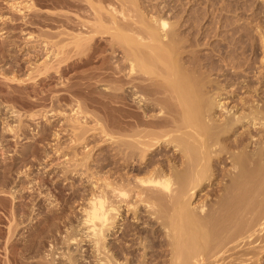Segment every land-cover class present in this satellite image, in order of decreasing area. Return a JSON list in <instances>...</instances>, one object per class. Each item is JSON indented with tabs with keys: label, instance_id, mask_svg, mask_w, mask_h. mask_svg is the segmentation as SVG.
I'll use <instances>...</instances> for the list:
<instances>
[{
	"label": "bare ground",
	"instance_id": "1",
	"mask_svg": "<svg viewBox=\"0 0 264 264\" xmlns=\"http://www.w3.org/2000/svg\"><path fill=\"white\" fill-rule=\"evenodd\" d=\"M41 2L52 9L49 12H40L39 1L35 0H27L21 6L29 11V16H21L24 17L23 20L27 17L26 28L21 31L26 32L24 35L27 42L43 44L55 60L52 58V63L49 60L43 63L46 69H42L40 65L36 68L40 73L44 70V76L39 73L37 77L33 74L34 77L31 75L22 79L17 73L20 71L16 64L10 65L11 68L15 67L13 70L4 67L1 74L5 78L10 76L9 81L25 82L26 88L34 87L36 90V86L46 85L51 79L48 72H53V67L61 80L77 67L102 61L100 66H104L106 71H91L90 77H97L102 82L106 80V83L109 81L111 85L109 86V82L108 87L106 85L109 90L104 91L105 95L101 91L99 96L102 95L103 99L90 97L91 103L94 102L95 105L89 106L96 107L99 104L98 111H102L103 115L88 111L85 109L88 102L87 105L83 102L85 106L78 99L79 101L69 104L72 106L70 117H73L72 130L76 133H73L76 135L74 142L82 144L88 141L86 132L89 131L90 115L96 117V127L92 129H99L110 142L107 145L109 148L106 158L100 153L94 159L99 170L95 173L98 178L91 181L93 187L88 192L89 195L83 196L86 203L82 207L83 229H80L83 237L92 243L91 255L87 254L90 257L83 255V247L80 248L81 257H77L69 247L63 249V245L79 243L80 230L73 228L70 231L72 227L68 225L65 236L57 237L62 229L57 225L58 222L55 227L52 222L53 229L47 224L43 231L39 229L41 233L33 231L32 227L28 232L31 239L26 246L29 245L30 251L37 254L34 257L41 253L38 257L42 258L33 263L264 264V24L262 23L263 29L259 28L258 35L246 34L249 36L250 45L246 41V45L239 44L244 34L236 26L227 38L226 49L220 42L212 47L211 53L202 54L200 46L211 44L212 36L219 34L215 29L214 33L211 26L202 32H198L200 27H196L194 31L195 24L199 20L201 22V19L189 11L186 16L176 12L177 9L184 11L181 9L184 7H180L183 3L175 4V1L174 6H171L176 10L170 14L169 8L164 11L169 5L162 7L161 3L154 0ZM19 8L18 11L22 12V8ZM65 8L71 11L67 12ZM81 11L86 12V18L91 19L86 20L83 15L80 16ZM28 17L30 21H27ZM35 23L46 29L38 26L35 29ZM103 39H109L105 43L108 48L104 51L101 48ZM68 47L71 48L70 52H74L70 57L67 54L69 49L66 51ZM2 51L4 50L0 52ZM215 52L219 54H216L217 58ZM3 53L5 54H1ZM115 54L121 57H116ZM247 54L251 58L248 59ZM1 57L2 62L5 58L0 55V59ZM212 75L217 77L211 78ZM223 76L225 78L221 79ZM31 80L33 82H29ZM74 85H66L67 91H71ZM91 88L88 89L93 91ZM80 90V96L87 95ZM91 91H88L89 96ZM59 94L56 96L58 99H53V103L68 99L66 93ZM34 96L36 98L32 97V105H39L48 98L42 91ZM236 96L237 100L234 99ZM87 99L88 97L86 101ZM229 100L232 101L229 103ZM11 113L18 115L14 110ZM38 115L35 112L29 114L34 120ZM23 127L9 123L6 130L20 137L25 132ZM114 139L116 140L113 141ZM4 146V142H0L1 158L3 150H6ZM83 147L87 148L88 144L84 143ZM37 151L33 154L39 153ZM86 154L81 159L78 155L74 157L77 158L73 159V172L79 171L81 167L88 169L92 155L90 152ZM106 159L109 160L110 168L106 166L108 170L104 173L102 170L106 169L103 166ZM218 179L219 182L216 183ZM3 182L1 181L2 184ZM203 190L208 193L214 191L218 197L214 204L208 206L202 199L194 204L193 198ZM5 192L9 191L4 190ZM14 192L12 194L15 196ZM143 212L150 214L149 220H143ZM130 213L136 221L125 220V216ZM140 220L147 225L141 227L138 222ZM21 223L19 220V224ZM11 226L8 232L13 236L16 232L12 227L15 225ZM109 235L114 238L108 239ZM27 247L21 251L28 250Z\"/></svg>",
	"mask_w": 264,
	"mask_h": 264
},
{
	"label": "rangeland",
	"instance_id": "2",
	"mask_svg": "<svg viewBox=\"0 0 264 264\" xmlns=\"http://www.w3.org/2000/svg\"><path fill=\"white\" fill-rule=\"evenodd\" d=\"M26 1L27 0H0V51L4 50L2 52H5V54L7 53L6 55L3 53L4 54L3 55V54H1L2 52H0V55L4 56V58H5V60H3L4 62L0 61V89H1L0 90V142H4V144H5L4 148L6 147L5 148L6 150H3V152H4L3 157L1 158V156H0V187H1L0 188V190H1V192H0V264H34L33 263L34 261L42 260L41 256L38 257L41 253L38 254V256H36L37 257L36 258L34 256L37 254H35V252H33L32 250L30 251L29 245H28V247L26 246L27 244L30 243V239H31V237H28V234H29L28 232H30L31 227H32L33 231L41 233L40 230L43 231V229L46 228V225L47 224L51 225L52 222H53V226L57 222H58L57 225L61 226L62 230H61V232H59L60 234L57 233L58 234L57 237H59L60 235L65 236V234L67 233L66 229H68V225H70L69 227H72L70 229V231L73 228L80 230L78 232V242L79 243L78 244H76L77 242H74L72 244L70 243V246L67 244H66L67 246L63 245V247H64L63 249L66 250L69 247L70 251H73V253L75 255L76 254L78 255L77 257H79V255L81 257L82 252H81L80 248L83 247V255H87V254L91 255V252H92L91 244L92 243L90 241H87L88 239L83 237L82 232H81L83 229L82 225H81L82 214H83L82 213V207L86 203V200L83 198L86 197L87 195H89V193L92 190L91 187H93L92 186L93 182H91V181L98 178L97 177L98 175L95 176V173L99 170H97V168H96V165H95L96 161L94 159L96 157H99L100 153L102 154L101 156H103V158L107 155V153H108L107 150L109 148L108 142H110L109 140L107 141V139H105L104 135L102 133H100L101 131L99 129H95V130L92 129V127H96L95 126L96 124L94 123L95 122L94 120L96 117L90 115L89 120L90 119L91 120L90 121L88 120L89 124H90V126L88 124L89 131L86 132L88 137H87V135H85V137H87L88 141L86 140L87 142H82V144L78 143V141H75L76 142L75 143L74 137H76V135H75L76 133H75V131L73 132V130H72L73 129L72 127H74V124L71 122L73 117H70V115H72V112H71L72 106L69 104L73 103V102L75 103V101H77L78 99L82 100L81 102L82 103L84 102L85 104L88 102L87 103L88 105L86 104L87 107H85L86 105L83 103V105H85L84 106L85 109H87L88 111H90V110L92 112L94 111L93 113H95V111H96L97 115H100V116L103 115L102 111H98L99 110L98 107L100 106L99 104H96L97 108L89 106V104L91 105L94 103V102L91 103L92 100L90 99V97L91 98H102L103 97L102 95H101L102 97L99 96L101 91L105 95L104 91L108 87V82H109L108 80H107L108 82L106 83L105 82L106 80L105 81L103 80V82H102V81H99L100 79H97V77H94V78L90 77V76H92L91 71L93 73H95L96 71H103V72L106 71V70H104L105 68H103L104 66H102V67L100 66L102 61L90 63V65H85L84 67L80 66L81 68L77 67L75 70H72V71L68 72V74L64 75V78H62L61 80H59V78L57 76L58 74H56L57 73L56 68L53 67L51 70L52 71L54 70V71L48 72V74H50L53 78L49 75L51 77V79L48 78L49 81H48V83H46V85H42V86L39 85V87L34 85L37 88L36 90L34 87H27L26 88L24 86L25 82L9 81L8 78L10 76H7L8 78H5V76L3 74H1V73H3V70H5V68L7 69L8 67H10V65L16 64L19 67L18 71H20L17 73H19L21 75L22 79H27V78H29V76H31V75L33 76V74L35 77L39 76L41 73H42L41 76H44V74H43L44 70L41 71V73H40L39 70L36 68H38L40 65V67H43L42 69H46V68H44L45 64H43V63L47 62L48 60L51 63L53 62V61H51L53 58L52 53H48V50H46L43 47V44L41 45L38 42H35V43H33V42L30 43V41L27 42L28 40L26 39V35H24L26 32L21 31V29H23L24 27L26 28L25 25L27 23L25 21H26L27 17L25 18V20H23L25 15L29 16L28 15L29 11H27L21 7L25 4L24 2H26ZM38 1H39V5L41 4L40 6L38 5L40 12H49L50 11L49 9H52V8H48L49 6H47V5H43V2L40 3L41 0H35V2H38ZM154 1L157 3H161L162 7H165L166 4L169 5L170 7L166 6L167 9L164 8V11L168 10V8H169L168 11H170V12H168V13H170V14L176 10L175 8H173L171 6L175 3V1H176L175 4H177V3L182 4L183 3L182 5H180V7L181 6L184 7V8H181L184 11L177 9L176 12H179L180 14L182 13L183 16H186L188 14V11H189L190 14H192V15L194 14V16H197V18L199 17L198 19H201V22L199 20V23L195 24V28H194L195 30L194 31H196V27L197 28L200 27L199 28L200 30L198 29L197 31L202 32V30L204 31V30H206V28L208 29L210 26L212 27L211 28L212 31L214 29L217 30V33L219 35H216L215 30H214V33H215L214 36L215 37L212 36L213 38L210 41L211 42V44H209L210 46L207 44H206V46L205 45L200 46L202 54L211 53L212 49L214 48V45L215 44L217 45V43H220V42L222 43L221 44L222 47L224 49H226L227 38L230 35V33H232V31H231L232 28H235L236 26H237L236 28H239L241 30L240 33L244 34V36L242 38L243 42L242 41L239 42V44H241V45H246V43L249 44L250 43V40L248 39L249 36L250 35L252 36L253 34L258 35V31H260L259 28L261 27L263 29V27H264V26L262 27V23L264 24V0H181V1L180 0H154ZM192 1H193V3H191ZM11 5H13V6H11ZM19 7L22 8V12L18 11ZM171 7L173 8V10ZM65 10L67 11V8H65ZM186 10H187V12H186ZM209 12H212V13H209ZM79 13L80 12H78V14ZM82 13H80V16L83 15L84 19L88 20L90 18V17L86 18V14H85L86 12L83 14ZM88 14H87V17H88ZM23 15H24V17H21ZM79 18L81 19L82 17H79ZM259 19H261V20H259ZM258 20H259V22H258ZM27 21H30L29 17H28ZM260 21H261V23H260ZM259 23H260V26H259ZM19 25H21V26L19 27ZM16 26H18V27H16ZM30 26H32V25H30ZM36 26H38L39 28L41 27L43 29H46V28H44V26H41L38 23L33 24V27L35 29L38 28ZM217 27L218 28L220 27V28L217 29ZM230 27H231V29H230ZM256 27L258 29H256ZM34 28L32 30H35ZM79 28L81 29V27H79ZM229 29L231 32L228 31ZM28 30H30V29H28ZM227 33H228V35H227ZM246 34L247 35L250 34V35L247 37ZM211 35H212V33H211ZM105 40H107V41L105 42ZM245 41H246V43H245ZM102 42H101V48H103V51H104L105 48L106 49L108 48V44H105V43H108L109 39H103ZM258 42H259L258 44L260 45L259 40H258ZM248 48H250V46H248ZM68 49L70 52L71 48H69V47L67 48V50L66 49L65 50L68 51ZM100 51H102V49H100ZM248 51H249L248 54H250L251 53L250 49ZM69 52H67L69 57L74 54V52H70V53ZM260 53H261V51H260ZM99 54L102 55L101 53H99ZM103 54H104V52H103ZM216 54L219 55L218 52H215V58H217ZM117 55L118 54H115L116 57L120 56V55H118V56ZM50 56H51V58H50ZM248 56H249L248 59L251 58L250 55H248ZM73 58H76V57H73ZM73 58H71V59H73ZM2 59H3V57H1L0 60H2ZM53 60H55V59L53 58ZM69 61H71V60H69ZM50 62H49V64H51ZM10 63H12V64H10ZM37 64H38V66H37ZM12 68L15 69V67H12ZM12 68L10 67L8 69H12ZM101 68H103V69L100 70ZM1 70H2V72H1ZM36 70H38V71H36ZM88 72H90V73H88ZM86 73H87V75H86ZM2 75H3V77H2ZM79 76L80 77L85 76V77L80 78ZM89 77H90V79H89ZM212 77L215 78V77H217V75H215V76L212 75L211 78ZM220 78L224 79L225 77L223 76ZM81 79H83V80H81ZM91 79H93V80H91ZM50 80H52V81H50ZM97 80L99 82H97ZM81 81H83V82H81ZM91 81H92V83H91ZM29 82H33V80H31ZM65 82L67 84H65ZM80 82L82 83L81 84L82 86H80ZM26 83H28V82H26ZM85 83L86 84L88 83L87 87L85 86L86 85ZM12 84H13V86H12ZM16 84L20 85L21 88L20 87L18 88ZM68 84L69 85L75 84L74 87H77V88L79 87L78 89L79 90L81 89L80 91L83 90V92H86L87 95H84V97L82 95L80 96L79 90H77V88H74V87L71 89V91L69 90L70 92L67 91L66 85H68ZM106 85H107V87H106ZM110 85H111V83L109 84V86ZM14 86L16 88H14ZM22 86L25 88H23ZM91 86H92V88H91ZM88 88L89 89L91 88L93 91L89 90ZM75 89L77 92L76 91L74 92ZM107 90H109V89H107ZM12 91L16 92V93H12ZM34 91L36 93L39 91H42L44 96L45 97L47 96L48 98L46 97L47 99L42 100L41 104H39V105H32L31 102H32L33 98L34 99L36 98L34 96V95H36V93H34ZM88 91L92 92L90 96L88 95ZM61 92H62V94L64 92L63 95H65V93H66L65 96L68 99H64L63 101H61V103L60 102L59 103L58 102L53 103L52 102L53 99H55L56 96H59L60 95L59 93H61ZM93 92L94 93L98 92L99 94L97 93V95H96ZM13 95H14V97H13ZM85 96H86V98L88 97L87 101H86ZM92 96H94V97H92ZM52 97H54V98H52ZM73 98L76 100H73ZM56 99H58V97ZM234 99L237 100L238 97L236 96ZM231 101L232 100H229L228 102L230 103ZM57 104H60V106L59 105L57 106ZM94 105L95 104H93V106ZM113 105H114V103H113ZM118 105H121V104L119 103ZM231 105H233V103ZM13 110L16 111L19 116L18 115L15 116L14 113L12 114L11 112ZM32 112H35V113H37V115L38 114L40 115V116L39 115L36 116L37 120L30 118L29 114ZM46 113H47V116L45 115ZM69 119H70V123H69ZM21 122H22V124H21ZM9 123H11V125H21L22 127L24 124L25 127H23V129L25 128V132H23V133L21 132L22 134L19 133V134H21L20 137L18 135L15 136L14 133H12V132H10V133L7 132L6 127H7V124H9ZM71 123L73 125H71ZM91 125H93V126H91ZM111 128L112 127H109V129H111ZM73 133H75V134H73ZM44 134H46V135H44ZM99 135H101V137ZM115 140L116 139H114L113 141H115ZM96 142H98V144ZM84 143L88 144L87 148L83 147ZM99 143L102 144L101 145L102 148H101V146L99 147V145H100ZM78 144H80V145H78ZM103 144H105V145H103ZM37 149H38V151H37ZM91 149H92V151H90ZM33 150H35L39 153H35V155H34L33 152H35V151H33ZM1 152L2 151L0 150V155H1ZM89 152L92 156L90 155L91 156L89 159L90 164L88 163L89 166L87 164L88 169L86 167L85 168L81 167L79 169V171L73 172V170H71V169H73L72 163L74 164L73 159H76L77 157L79 159H81L83 156L87 155L86 153H89ZM73 153H75V154H73ZM76 153H78V154H76ZM103 153H105V154H103ZM31 154H33L34 156ZM36 154H37V156H36ZM76 155H78V156L76 158H74ZM104 162H103L104 168L106 166L108 168H110L108 166L109 160L106 159ZM12 163H13V165H12ZM7 167H8V169H7ZM67 167H69L68 171H67ZM107 167H106V169L103 168L104 170H102V172L104 171V173H105L108 170ZM18 171H20V173L24 171L23 172L24 174L23 173L20 174ZM91 171H93V172H91ZM26 172H28V173H26ZM25 173H26V175H25ZM93 176L96 178H94ZM90 177H92V178H90ZM24 180H25V182H24ZM1 181L2 182L4 181L3 184L1 183ZM217 181L219 182V179L216 180L215 182L218 183ZM215 186H216V184H215ZM4 190L9 191V192L4 193ZM13 191L16 192V193L14 192L15 196H14V194H12ZM209 192L210 193H208L207 190L200 191L199 192L200 194L195 195V197L193 198L194 204L198 203V201L200 202L201 199L205 200V202L207 203L208 206L214 204L215 200H217L218 197L216 196V194L214 193L213 190H212V192L211 191H209ZM43 193H45L44 194L45 196L42 195ZM17 195H18V197H17ZM42 196H44V197H42ZM49 196H51V197H49ZM17 207L18 208L21 207L20 210ZM16 208L19 211V212L17 211L18 214L16 213V210H17ZM14 210H15V213H14ZM10 213L11 214L14 213V215H11ZM53 215H55V217H53ZM15 216H16V219L18 218L17 220L15 219ZM59 217H62V218H59ZM125 217H126L125 220L136 221L133 219V217H131V213L128 214V216L126 215ZM23 218H25V219H23ZM49 218L50 219L52 218L51 219L52 221ZM149 218H150V214L148 212L147 213L143 212V220L145 219L147 221V220H149ZM59 219H61L60 222H59ZM19 220H20V223H21V221H23V222L21 224H19ZM46 220H50V221L47 222ZM65 220L67 221L66 223H65ZM143 220L138 221L140 223L141 227L147 225V224L143 223L145 221V220L144 221ZM11 221H13V222H11ZM122 222L124 223V221H122ZM9 223L12 224V226L15 225V227H12ZM59 223H61V224H59ZM63 223H64V225H63ZM17 224L19 226L16 227ZM9 225L12 227V229L15 228L16 233L14 232L15 235H13V236L9 235V232H8V230L10 228ZM50 225H47V226H49V228H51V229H53L56 226L55 225L54 227H52V225L51 226ZM62 225H63V228H62ZM8 226H9V228H8ZM80 228H82V229H80ZM16 229H18V230L16 231ZM18 232L20 233L19 235L17 234ZM73 232L75 233L76 230H74ZM119 234H120V231H119V233H117V235L115 237L117 238L119 236ZM22 235L25 238H23ZM43 235H45V234H43ZM113 238H114L113 235L108 236V239H113ZM61 239H62L61 241L63 242V238H61ZM109 241H111V240H109ZM62 244H65V243H62ZM62 244H61V246H62ZM25 247H27L28 250L26 249L27 251L26 250L21 251L22 248L25 249ZM22 252H23V255H22ZM14 256L17 258H13ZM88 257H90V256H88ZM18 260H19V262H17Z\"/></svg>",
	"mask_w": 264,
	"mask_h": 264
}]
</instances>
